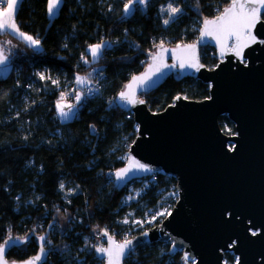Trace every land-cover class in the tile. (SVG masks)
I'll return each mask as SVG.
<instances>
[{
  "label": "trees",
  "instance_id": "trees-1",
  "mask_svg": "<svg viewBox=\"0 0 264 264\" xmlns=\"http://www.w3.org/2000/svg\"><path fill=\"white\" fill-rule=\"evenodd\" d=\"M127 2L62 0L58 13L50 18L47 0H23L17 24L40 39L41 49L0 34V45L6 47L10 61L9 73L0 76V245L9 236L30 237L8 252L10 261L36 255L38 237L51 226L46 242L52 243L54 251L45 264H94L89 242L96 241V232L107 229L123 241L128 232L132 238L154 227L127 231L122 221L129 210L137 217L157 210L170 187L177 185L175 178L157 173V182L149 183L137 203L123 204L129 185L118 190L114 172L126 162L129 149L125 145L134 142L137 125L133 115L122 109L119 93L144 70L155 45L195 42L203 20L214 18L230 0H148L147 5H133L126 15ZM169 2L180 7L182 14L165 25L168 15L161 8ZM8 40L12 44L6 46ZM101 42L107 47L102 58L93 62L88 46ZM82 55L90 63L85 64ZM200 59L209 69L220 61L211 47L201 49ZM93 66L103 75L99 92L83 97L76 116L62 123L55 95L66 84L70 93L76 75L85 76ZM37 73L59 80V86L41 81ZM209 93L210 86L198 79L178 80L172 75L140 98L152 112H161L179 96L200 101ZM219 124L224 133L235 132L226 116L219 118ZM60 218H68L63 227ZM170 248V242L142 244L124 264H183L182 251L170 254ZM224 261L235 264L236 257L227 252Z\"/></svg>",
  "mask_w": 264,
  "mask_h": 264
},
{
  "label": "water",
  "instance_id": "water-1",
  "mask_svg": "<svg viewBox=\"0 0 264 264\" xmlns=\"http://www.w3.org/2000/svg\"><path fill=\"white\" fill-rule=\"evenodd\" d=\"M255 34L264 40L263 18ZM186 44L197 45L196 55L203 67L199 71L178 65L165 68L137 86V99L156 90L172 75L178 80L192 77L208 84L209 98L198 101L179 96L161 112H152L144 99V104L135 106L120 100L122 109L133 115L137 136L125 164L115 172L128 168L130 160L149 171L133 168L123 180H117L114 172L116 188L122 190L135 180L163 173L175 178L179 191L171 215L130 238V248L135 251L142 244L170 242V254L182 251L183 258L187 257L183 264H226L227 252L235 255V264H264V44L245 49L246 65L231 54L221 56L216 42L208 37L201 41L200 34L195 42ZM177 45L164 47L171 50ZM204 47L214 48L220 60L213 69L201 62ZM157 51L156 47L151 53ZM166 63H174L171 51L166 53ZM151 64L149 56L144 70L135 76L145 74ZM221 116L233 123L234 134L222 131ZM47 232L42 235L45 241ZM101 237L107 247V238ZM29 238H12L14 243L5 246L9 264L26 261H10L7 254ZM40 243L38 239L36 255ZM45 248L49 254L39 264H45L52 252L46 242ZM129 255L126 253L122 264Z\"/></svg>",
  "mask_w": 264,
  "mask_h": 264
},
{
  "label": "snow or ice",
  "instance_id": "snow-or-ice-1",
  "mask_svg": "<svg viewBox=\"0 0 264 264\" xmlns=\"http://www.w3.org/2000/svg\"><path fill=\"white\" fill-rule=\"evenodd\" d=\"M198 2V0H197ZM62 0H47V14L49 17H53L56 14ZM148 0H128L124 4V13L127 15L135 4L147 5ZM23 0H0V34L14 35L21 38L29 47L40 50L41 41L38 37L27 34L22 31L20 26L16 22V14L22 7ZM111 11V9H109ZM162 13H167L168 18L164 19L163 23L168 25L170 21H175L182 14V9L178 6H174L172 2H169L166 7L161 8ZM262 14H264V0H230L227 7L219 12L213 19L205 18L203 20V27L200 29V39L204 40L205 37L210 38L216 42V45L220 49L221 56L231 54L239 59L242 63H245L244 51L246 48L254 44H264V40L258 39L255 34V29L258 23L262 20ZM7 44H11V41H7ZM66 46V45H65ZM158 49L155 53H149L152 59V64L149 65L148 70L141 76H133L131 82L125 85V90L119 93V100L124 101L129 105L135 106L136 104H144L143 99H137L136 88L142 86L148 80H151L153 76L160 74L165 68H175L177 65L181 68H192L199 71L203 65L200 64L199 58L196 55V44L177 45L174 49H167L164 47V42L161 41L158 45H155ZM107 47L105 42L90 44L88 46V52L90 53L91 60L98 62L102 56L105 48ZM171 51L172 59L174 63H166V53ZM85 64L90 61L83 55L81 57ZM9 56L6 54L5 47L0 46V66H4L5 71H9ZM41 81L51 80L52 84L59 86V80L52 79L50 76H46L44 73H37ZM91 73L87 76L76 75L75 84L80 88H86L89 93H98L99 88L87 87L91 84ZM80 88L75 90L76 104L66 102V98L69 93L62 91L59 99L56 101V112L59 117L67 121L74 115V109L81 103L82 94ZM180 97H177L179 99ZM94 128V126H93ZM230 151L233 149H229ZM133 168L142 171H149L145 165L130 160L129 167L121 169L115 172L117 180H123L124 177ZM60 190H64V184H60ZM71 194V193H69ZM171 215L170 212H160L159 215ZM155 219V217H153ZM129 221L125 218L122 223L127 224ZM151 223L152 221H148ZM137 224L142 222L136 221ZM95 231V230H94ZM101 234L107 238V247L96 246L95 251L101 255V258L106 257L107 264H122V260L126 253H131L133 249L130 248L132 240L125 238L123 242H117L113 235H110L107 229H102ZM253 232V235H256ZM147 236V232L144 233ZM40 243L39 254L32 257L29 260L23 262V264H39L42 258L46 257L49 252L45 248V237H38ZM11 236L0 245V264H9V261L5 256V246H11ZM47 243H51L47 241ZM87 247V245H86ZM84 251V249H81ZM187 260V257L184 258ZM15 264V262H12ZM237 264L239 262L237 261Z\"/></svg>",
  "mask_w": 264,
  "mask_h": 264
},
{
  "label": "rangeland",
  "instance_id": "rangeland-1",
  "mask_svg": "<svg viewBox=\"0 0 264 264\" xmlns=\"http://www.w3.org/2000/svg\"><path fill=\"white\" fill-rule=\"evenodd\" d=\"M68 87L70 88L69 84H66V86L63 88V90H60L55 95L56 101L59 99L60 93L62 91L66 92V91L69 90ZM83 97H85V95L82 96V98ZM74 104H76V101L74 102ZM77 108L78 107H76L74 109V115L69 120L73 119L76 116ZM229 135H232V134H229ZM151 181H153V180L150 177L149 179L141 180L139 182V184H136V183L129 184V186L127 187V193L125 194V196L123 198V204L126 205V206H129L132 203H137L140 200L141 196L143 195L144 190L148 187V185H149V183ZM160 212H165V210L163 209V205H161L159 208H157V210H148V211H146L143 214V216H141V217H137L134 210H129L127 215H126V217H125V218L128 219L129 222L127 224L123 223V225H124V227L126 228L127 231L128 230L134 231V230L142 229L146 225H150L153 221H155ZM153 217H155V219H153ZM67 221H68V218H60V223H61L62 227L66 225ZM136 221H140L142 223L141 224H137ZM148 221H152V222L149 223ZM94 237L96 239V242L97 241L98 242L102 241L101 232H96L94 234ZM46 246H48L47 242H46Z\"/></svg>",
  "mask_w": 264,
  "mask_h": 264
},
{
  "label": "built area",
  "instance_id": "built-area-1",
  "mask_svg": "<svg viewBox=\"0 0 264 264\" xmlns=\"http://www.w3.org/2000/svg\"><path fill=\"white\" fill-rule=\"evenodd\" d=\"M201 27H202V24H201ZM200 27V29H201ZM199 29V31H200ZM89 73H91V84L87 85V87H91V88H101V81L103 79V75L102 73L100 72V70L93 66L91 68H89L87 74L85 76H87ZM80 88V86L76 85L75 82L73 84V87H72V90L71 92L69 93V95L67 96L66 98V102L67 103H71V104H74L75 102V90ZM80 91H81V94L82 96H86V97H90V96H93L95 94L93 93H89L86 88H80ZM129 117V116H128ZM60 121L62 123H65V120H63V118L60 117ZM126 147H128V149L130 148L131 144L128 146V145H125ZM157 173H155L154 175L151 176L153 182H157V176H156ZM168 177H172V176H169L167 175ZM140 181V180H139ZM115 185H116V180H115ZM179 200V191L177 190V185H172L170 187V192L168 193V196L166 199H164V201L162 202V205H163V209L165 210V212H172L173 208L175 207L176 203L178 202ZM168 215L165 214L163 216L161 215H158V217L156 218L155 221H153L150 225L151 226H155V224L157 222H162L165 218H167ZM124 236V237H123ZM122 237L125 239H130L131 237H129V233H126V235H123ZM115 237V236H114ZM123 239V240H124ZM118 241H122V239H117ZM89 244L93 247L94 249V252H95V247L96 246H101L103 245L104 246V241H103V237H102V241L101 242H93V241H90ZM50 249H52V252L54 251V247L52 246V243H48V246H46ZM105 263V258H101V257H97L96 254H95V261H94V264H104Z\"/></svg>",
  "mask_w": 264,
  "mask_h": 264
},
{
  "label": "crops",
  "instance_id": "crops-1",
  "mask_svg": "<svg viewBox=\"0 0 264 264\" xmlns=\"http://www.w3.org/2000/svg\"><path fill=\"white\" fill-rule=\"evenodd\" d=\"M59 8H60V6H59ZM59 8H58V10H59ZM58 10L56 11V14L58 13ZM55 14V15H56ZM54 15V16H55ZM53 16V17H54ZM53 17H50V18H53ZM17 22V21H16ZM14 36V35H13ZM14 37H16V38H18V39H20V40H22L21 38H19V37H17V36H14ZM9 41V40H8ZM23 41V40H22ZM7 42V41H6ZM5 42V45L7 46L8 44ZM24 42V41H23ZM25 43V42H24ZM11 44H12V41H11ZM0 46H2V45H0ZM6 48V47H5ZM7 54V53H6ZM9 68H10V64H9ZM10 71V70H9ZM9 71H5V68H4V66H0V76H6L8 73H9ZM69 121V119L67 120V121H65V122H68Z\"/></svg>",
  "mask_w": 264,
  "mask_h": 264
}]
</instances>
